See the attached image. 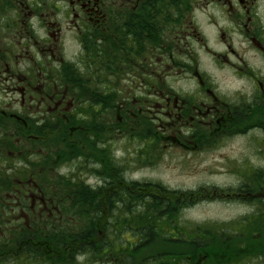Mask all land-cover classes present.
I'll return each instance as SVG.
<instances>
[{
	"label": "flooded vegetation",
	"instance_id": "obj_1",
	"mask_svg": "<svg viewBox=\"0 0 264 264\" xmlns=\"http://www.w3.org/2000/svg\"><path fill=\"white\" fill-rule=\"evenodd\" d=\"M58 143L99 168L92 189L106 190L109 153L124 176L167 155L220 166L249 210L206 237L180 207L172 218L153 195L114 193L100 237H49L69 193H44L26 165ZM11 262L264 264V0H0V264Z\"/></svg>",
	"mask_w": 264,
	"mask_h": 264
},
{
	"label": "rangeland",
	"instance_id": "obj_2",
	"mask_svg": "<svg viewBox=\"0 0 264 264\" xmlns=\"http://www.w3.org/2000/svg\"><path fill=\"white\" fill-rule=\"evenodd\" d=\"M110 152H112L113 156L116 155L115 157L117 159L127 157L124 150L119 146H116ZM12 153H14V157L18 158L19 153L17 150H12ZM61 157H55L45 163L49 165L47 166L49 168L43 173L45 178L44 182H47L44 184L46 193H58L59 191L56 188L57 183H60L62 189L65 190H62V192L68 191L69 194H74L72 190L75 184H80L79 188L81 189L84 186H99L98 180L93 178L92 174L89 173L96 168L99 169L95 164H88L82 160H74L71 153H65ZM60 159L65 160L60 161ZM15 166H20L18 161L12 162L11 167ZM115 166V158H112L109 153L107 162L100 168L101 170H105L107 174L106 176L104 175L107 179L104 182L108 189L107 193H113ZM128 168L129 171L125 177L127 179H133L142 186L141 188L137 187L138 189L133 191V193H141L142 199L140 201H145L148 195L157 196L161 200L169 201L170 195L164 190L177 193L172 198L175 203L182 204V206L180 205L181 220L186 222L187 226L200 229V232L206 235V237H214V227L220 226L221 229H226L227 226H232L233 221L242 218L249 210V202L245 198L237 196V199L230 200L229 196L231 193H240L238 192L240 182L219 176L218 174L223 173L220 166H195L187 162L181 163L176 158L172 159L167 155H161V158L156 160L153 165H138L135 167L134 165H129ZM18 175H11V185ZM124 188L127 189L128 187L123 184ZM111 189L112 192H110ZM34 190L32 192L26 190V192L35 193ZM83 191L81 190V192ZM11 193H14L13 188H11ZM65 199L67 200L65 203L67 205L69 204V206L74 203L71 198ZM69 206L63 210L65 212L70 211L71 207ZM69 214L66 215L67 221L65 224L69 222L70 225L80 226V223L76 222L77 219L71 220L72 214ZM173 217L175 215H172ZM223 232L228 233V230ZM18 249L19 244H11L12 253H17ZM11 264L16 263L11 262Z\"/></svg>",
	"mask_w": 264,
	"mask_h": 264
},
{
	"label": "trees",
	"instance_id": "obj_3",
	"mask_svg": "<svg viewBox=\"0 0 264 264\" xmlns=\"http://www.w3.org/2000/svg\"><path fill=\"white\" fill-rule=\"evenodd\" d=\"M60 149V150H58ZM55 150V151H54ZM71 150L68 148L67 145H62L61 143H58L57 145H55L54 147H46V149L44 150V152H46L48 155L44 156L43 160H41V162H36L34 159L36 158L35 155V148L32 149L31 152H33V156L30 157L31 152H28V157H30V160L27 161V165H26V175H27V181L29 182L30 179H32V181L36 184H38V186L44 191V193H46V190L44 188V184H46L47 182L45 181L44 175L43 173L47 170V161L48 160H52L55 157H61L63 155H65V153H71ZM72 158L74 156H76V154L71 153ZM63 158V157H61ZM75 159V157H74ZM65 159H60V161H64ZM116 165V164H115ZM52 166V165H51ZM54 167V166H53ZM52 167V168H53ZM13 168V167H12ZM115 172H114V180L115 182L113 183V194H106L103 195L101 193H107L108 189L107 186L105 184V188L106 190H100L98 188L96 189H92L93 187L91 186H84L83 189L79 188L80 184H75V186H73V190L72 193L74 194H65V195H59L60 199H65V198H71L73 200L74 203H72L70 206L69 204L67 205L65 202H62L60 204L61 210H62V215H63V225L62 226H58L55 229H53L54 231L51 232L49 229V237H59V238H93V237H100V230H101V224L104 221L108 220V216H112V218L115 217L116 215V207H115V203L117 198H119V195H116L114 193H129L127 195H121V197H131L132 199L138 198V196L131 194L133 193V191H136L139 187L141 188L142 186H140L137 183L128 181L125 179L124 173H125V168L124 167H118L117 165L115 166ZM19 167H17L16 169H12L11 171V175L13 174H19ZM122 173V175H120ZM106 172H105V176H106ZM68 178V176H67ZM39 179V180H37ZM106 179V178H105ZM36 180V182H35ZM107 181V179H106ZM40 182V183H38ZM44 182V183H43ZM123 184H125L128 188L127 189H123ZM66 187H68L66 185ZM56 188L58 189V193L62 192V187L60 183H57ZM129 189V190H128ZM31 190H34V188L32 189L30 186H27V191L30 192ZM75 190V191H74ZM81 190H84L83 192H81ZM65 191V190H63ZM110 192H112V189L110 190ZM62 193H68V191L66 192H62ZM170 195L169 198V202H167L166 200H161L159 199V197H154V203L153 206L154 207H158V206H165V205H169L171 208V216L174 214L173 210L174 208L179 209L180 205L182 206L181 203L178 202H174L172 196H176L177 193H168ZM104 199L106 200L104 202ZM180 202V201H179ZM124 205H128L130 206V203L128 204H124ZM71 207L70 211H64L63 209H65V207ZM72 214L71 216V220H76L77 223H80V226H73L70 225L69 222V226L68 224H65L67 219H66V215L67 214ZM158 211L155 210V214H157ZM69 214V215H70ZM154 221H156V218L154 219ZM126 229L129 228L128 227H124ZM109 230L112 231V233L114 232V227H111ZM112 236H114V234H112Z\"/></svg>",
	"mask_w": 264,
	"mask_h": 264
}]
</instances>
